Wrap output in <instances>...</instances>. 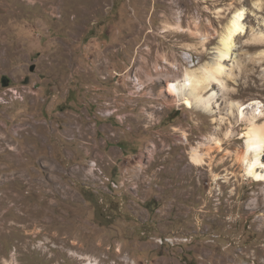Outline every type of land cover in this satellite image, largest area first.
<instances>
[{"label": "rangeland", "instance_id": "1", "mask_svg": "<svg viewBox=\"0 0 264 264\" xmlns=\"http://www.w3.org/2000/svg\"><path fill=\"white\" fill-rule=\"evenodd\" d=\"M238 8L222 151L193 165L214 116L166 88L217 60ZM263 34L264 0H0V264H264L236 109H264Z\"/></svg>", "mask_w": 264, "mask_h": 264}, {"label": "bare ground", "instance_id": "2", "mask_svg": "<svg viewBox=\"0 0 264 264\" xmlns=\"http://www.w3.org/2000/svg\"><path fill=\"white\" fill-rule=\"evenodd\" d=\"M257 5L262 7V2L257 3ZM245 14L246 11L244 8H238L231 15L227 25L225 24L226 26L219 40L220 45L217 47V60L213 62L206 61L197 68H187L181 77L168 82V87L166 89H168V92L173 96L174 103L186 102L191 108L214 116L213 121L216 123L214 127L215 131L209 134L207 138L198 141L196 145H192L191 147L190 160L193 165L203 166L208 163V159L213 160L215 158L212 155L214 150L222 151L224 141L219 133L223 129L222 127L227 124L226 121L228 118L215 116L217 112L220 111H218V108H216V105L213 103L215 97L213 96L215 93L213 89L218 83L223 82L222 75L225 66L221 60L228 57L230 54L229 52L232 50L235 36L245 31ZM207 90L213 93L211 92L212 94L210 93L208 97H205L203 93ZM235 105L236 104H234V106ZM248 105L253 107L248 109L249 107L247 105H236L237 120H245L248 123L243 135L245 137V147L241 154H239L238 159L241 162L246 178L264 182V120L259 122V118L264 115V109H261L259 101H254L252 104ZM231 113L234 112L231 111ZM233 117H235V115ZM232 121H229V126L226 127L228 128V133H225V137H229V135L234 132V124ZM4 142L3 140L2 143L1 139L0 146H2ZM25 152L26 151L23 150L20 145L12 151L16 158L19 159L25 155Z\"/></svg>", "mask_w": 264, "mask_h": 264}, {"label": "built area", "instance_id": "3", "mask_svg": "<svg viewBox=\"0 0 264 264\" xmlns=\"http://www.w3.org/2000/svg\"><path fill=\"white\" fill-rule=\"evenodd\" d=\"M186 57H187L192 63H194V56H193L191 53L187 54Z\"/></svg>", "mask_w": 264, "mask_h": 264}, {"label": "water", "instance_id": "4", "mask_svg": "<svg viewBox=\"0 0 264 264\" xmlns=\"http://www.w3.org/2000/svg\"><path fill=\"white\" fill-rule=\"evenodd\" d=\"M31 69L33 70L34 69V66H32Z\"/></svg>", "mask_w": 264, "mask_h": 264}]
</instances>
